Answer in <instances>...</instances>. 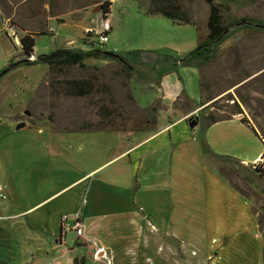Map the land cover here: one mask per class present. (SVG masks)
Listing matches in <instances>:
<instances>
[{"label": "crops", "instance_id": "0c3cea01", "mask_svg": "<svg viewBox=\"0 0 264 264\" xmlns=\"http://www.w3.org/2000/svg\"><path fill=\"white\" fill-rule=\"evenodd\" d=\"M0 15L9 21L1 5ZM104 27L107 34L112 29ZM155 46L144 42L124 50L160 48ZM185 46V51L173 48L174 56L187 54L196 41ZM110 47L119 50L116 42ZM15 58L8 55L4 68L22 60L20 54ZM42 66L48 72L45 64L23 63L9 71L26 74ZM177 67L159 86H148L164 108L150 131L55 129L30 111L0 113V192L5 195L0 264H72L74 258L88 264L89 257L97 261L100 248L114 264H264V238L250 198L218 172L201 147L203 138L212 153L250 166L264 152V137L254 125L253 131L241 123L240 115L208 126L200 119L189 128L188 115L201 114L204 106L188 89L189 78L198 84L199 73ZM24 81L17 86L31 95L22 108L40 96L41 87L40 81ZM6 85L0 84V94L9 90ZM182 95L187 104L173 108ZM63 215L70 222L78 219L81 236L62 232Z\"/></svg>", "mask_w": 264, "mask_h": 264}, {"label": "rangeland", "instance_id": "374dc122", "mask_svg": "<svg viewBox=\"0 0 264 264\" xmlns=\"http://www.w3.org/2000/svg\"><path fill=\"white\" fill-rule=\"evenodd\" d=\"M10 1L12 5L9 0H0V5L9 17V21L5 22L4 16L0 15V73L6 68L4 66L8 55L14 60V56L17 58L20 54L19 37L32 33L31 31L35 32L33 51L37 56L48 54L57 48L84 50V47L88 50L90 46L96 45L98 33L108 30L104 27L108 24L112 29L107 34L109 41L102 50L109 51L111 43L116 42L119 47V50H115L117 54L129 51L124 50L129 45L144 42L160 47L154 51L170 55L176 54L173 48L180 47L179 51H185L187 43L195 44V34L191 27L171 24L161 16L141 15L138 2L145 3L146 0ZM104 1L113 2L107 20L101 17V10L92 11ZM187 6L199 32L204 34L208 6L203 0H190ZM229 12L235 18L254 17L264 23V0H246L232 5ZM86 28L91 29L84 32ZM164 44L169 48L159 46ZM219 49L220 58L203 66L199 72L202 82L210 86V94L213 96L211 101L205 102L207 108L203 110L215 117L226 116L233 111V102H238L242 109L240 116L254 125L264 137V31L232 29ZM85 66L65 67L64 72L52 76H49L44 66L26 74H11L10 71L2 74L0 84L10 85H6L9 90L5 94H0V113L7 115L9 110H13L24 115L26 111H30V116H34L39 123L49 124L55 129L79 130L88 123L103 122L97 112L100 106H104L112 114L100 127L126 133L141 125L147 108L160 98L156 89L148 87L150 83L147 80L153 78V70L150 68L136 67V75L127 78L124 67L113 60L90 59L85 61ZM73 79L91 81L93 91L81 97L64 94L63 80ZM23 80L41 82L38 91L40 96L24 108L22 105L29 100L31 92L18 88L17 83ZM188 89L197 100L200 93L198 94V84L194 79L191 81L189 78ZM206 94V90H203V95ZM6 98L11 108L7 103L4 104ZM151 100V104L145 106ZM184 104H187V99L182 95L173 108H183ZM161 109H164L162 105L159 106V110ZM201 114H189L188 118L198 115L200 120ZM164 117L162 114L161 118ZM176 119L174 117L173 120ZM239 166L241 172L223 170L221 174L250 198L253 210L264 223V180L253 175L249 166ZM241 176L246 177L247 183ZM115 221L117 220H110L111 224ZM119 221L124 223L121 219ZM108 257L110 262L102 259L94 261L92 257L87 261L88 264H114L109 254ZM142 263L140 260L134 262Z\"/></svg>", "mask_w": 264, "mask_h": 264}, {"label": "trees", "instance_id": "16d2710c", "mask_svg": "<svg viewBox=\"0 0 264 264\" xmlns=\"http://www.w3.org/2000/svg\"><path fill=\"white\" fill-rule=\"evenodd\" d=\"M203 1L208 6L206 31L204 32V34H201L199 32L198 26L193 20L192 15L190 13V9L187 6V3H189L190 0H146L145 3L138 2V11L141 13V15L145 17L161 16L167 19L171 24L179 26H192L194 28L196 46L194 49H192L187 54L181 57H176L174 55L161 52L159 53L150 50H131L119 54L120 59H115L105 55V50L90 46L88 50L57 48L48 54H42L37 56L34 60H30L29 58L33 55L34 33H25L19 37L20 56L22 57V60L25 61H10L4 69L5 73L22 63L45 64L48 68L49 76H52L54 74L57 75L64 72V68L69 66H78L80 68H85L86 60H113L124 67L127 78H131L134 74L136 75V67H141L144 69L150 68V70H153V78L152 80H147V82L159 86L161 78L164 75H167L169 72L175 70L177 66L195 67L199 73L203 66L209 65L214 61L218 60L221 55V50L219 49V47L229 37L232 29L246 28L254 32L264 31V23L261 22L259 19L254 17L235 18L230 14L229 11L232 5L241 4L246 0ZM100 6L101 17L103 18V20H105L106 16L109 13L110 2L104 1L100 4ZM107 32L108 31H105L104 33L106 34ZM110 52L115 53V51ZM158 65L159 68H157ZM62 83L64 84L63 93L71 96H85L90 94L94 89L93 83L88 80H63ZM49 84L52 85V82H49ZM198 85L200 93L199 102L200 105H204L205 102L211 101L213 99V96L210 94V92L212 91L210 89V86H207L202 82L200 75ZM203 90H206V95H203ZM174 104H176V102ZM233 104V111L226 116L215 117L210 114H207L205 116L202 113L201 119L204 122L203 124L205 126H208L216 121L229 119L233 115H241L242 109L240 107V104L238 102H233ZM159 106L160 101L156 100L147 108L146 115L141 121V125L129 131L153 130L157 123ZM206 108V105H204L202 109ZM97 113L99 119L103 120L104 122V120L107 121V119L110 118L112 111L104 106H100ZM240 121L241 123H244L247 126L251 127V129L254 131L253 127L243 117L240 118ZM103 122L99 121L96 124L88 123L86 124V126H84L82 129L80 128L79 130L112 131L100 127ZM201 147L203 155L216 167L220 174L223 170L230 171L232 173H237L240 171L238 168L240 167L239 165L245 167L240 164L236 159L230 156H220L212 153L203 138H201ZM261 158L264 159V153L261 155ZM249 168L252 169V166L250 165ZM252 173L257 175V178H261L264 180V175L258 167L255 166L252 169ZM241 178L247 183L246 177L241 176ZM233 187L239 193L245 195L237 187ZM257 220L259 224V229L264 238V223L260 220L258 215ZM72 264H84V259L74 258Z\"/></svg>", "mask_w": 264, "mask_h": 264}, {"label": "built area", "instance_id": "2783aa9c", "mask_svg": "<svg viewBox=\"0 0 264 264\" xmlns=\"http://www.w3.org/2000/svg\"><path fill=\"white\" fill-rule=\"evenodd\" d=\"M104 32L105 31L98 33L97 41H96L97 43L94 46V48L102 49V47L108 42V35L107 33L105 34ZM29 59L32 60L33 57L31 56ZM251 166H252V169L255 166L258 167L259 170H261L262 174L264 175V159L263 158H260L257 162H255ZM0 189H1V185H0ZM3 199H5V195L0 192V200H3ZM60 222H61V229L63 233L74 232L77 237L82 235L83 228L81 227V223L78 221L77 218H75L72 222H70L69 218L66 215H63L61 216ZM97 253L98 254L100 253V256L95 257L96 259H102L106 262H110L109 260L110 258L108 257V255H106L104 249L102 248L98 249Z\"/></svg>", "mask_w": 264, "mask_h": 264}, {"label": "water", "instance_id": "95a60500", "mask_svg": "<svg viewBox=\"0 0 264 264\" xmlns=\"http://www.w3.org/2000/svg\"><path fill=\"white\" fill-rule=\"evenodd\" d=\"M97 10H101V6L100 5L93 9L94 12L97 11ZM104 54L109 56V57L115 58V59H120L119 54L114 53V52L105 51ZM24 61L25 60H22V62H24ZM4 73H5V70H3L0 73V76L2 74H4ZM25 114L29 115V113L27 111L25 112ZM198 122H199V116L198 115H193V116L189 117L188 120H187V124H188L189 128H191V129L195 128L198 125ZM21 125L22 124H19L17 127H20Z\"/></svg>", "mask_w": 264, "mask_h": 264}]
</instances>
